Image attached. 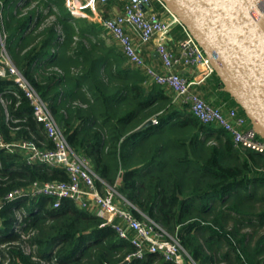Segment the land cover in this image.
<instances>
[{
    "label": "trees",
    "instance_id": "16d2710c",
    "mask_svg": "<svg viewBox=\"0 0 264 264\" xmlns=\"http://www.w3.org/2000/svg\"><path fill=\"white\" fill-rule=\"evenodd\" d=\"M104 32L100 22L74 16L66 0H0V67L7 53L49 102L73 149L199 264H264V156L200 121ZM222 87L214 72L198 89L211 105L248 118ZM25 140L54 148L24 89L0 75V144ZM69 179L64 168L31 164L24 152L0 146V264H124L133 244L74 200L5 202L35 181ZM127 264L175 263L148 253Z\"/></svg>",
    "mask_w": 264,
    "mask_h": 264
},
{
    "label": "built area",
    "instance_id": "2783aa9c",
    "mask_svg": "<svg viewBox=\"0 0 264 264\" xmlns=\"http://www.w3.org/2000/svg\"><path fill=\"white\" fill-rule=\"evenodd\" d=\"M109 0H66L74 16L92 18L102 24L107 33L120 45L129 61L144 67L148 75L157 83L167 86L174 93V100L190 105L193 114L204 124H216L230 133L235 144L256 151L264 156V138L256 128L248 126L249 119L239 115L236 108L224 110L207 102L196 88L207 76L215 72L211 58L196 38L187 30L180 18L172 12L164 0H122V11L114 17L105 15V9L98 3ZM159 3L163 7L161 15L154 7ZM146 7V9L144 8ZM180 24L185 31V38L180 42V55L170 48L168 41L172 26ZM139 42L136 41V37ZM155 42L163 69L159 70L146 62L141 54V46ZM5 67L0 68V75L10 74L21 86L29 98L36 119L41 122L54 148H42L31 141L1 143L25 153L29 163H43L52 167H61L68 171V181H35L30 187L13 190L5 197V202H13L26 197L40 195L54 199V206L60 207L65 199L74 200L80 207L86 208L104 219L101 227L110 225L134 246L128 255L132 258H144L148 253L162 254L175 264H199L184 247L179 238L167 231L161 224L142 213L139 208L122 195L116 186L109 185L92 168L90 160L78 154L71 146L63 129L56 120L49 102H47L13 64L7 53H3ZM201 65L206 75L200 79H188L176 70L180 64ZM158 123V119H153ZM104 184L103 193L97 181ZM4 205L0 201V210ZM134 210L142 213L143 218L135 215Z\"/></svg>",
    "mask_w": 264,
    "mask_h": 264
},
{
    "label": "water",
    "instance_id": "95a60500",
    "mask_svg": "<svg viewBox=\"0 0 264 264\" xmlns=\"http://www.w3.org/2000/svg\"><path fill=\"white\" fill-rule=\"evenodd\" d=\"M164 1L264 138V0ZM153 123L150 119L141 128Z\"/></svg>",
    "mask_w": 264,
    "mask_h": 264
},
{
    "label": "crops",
    "instance_id": "0c3cea01",
    "mask_svg": "<svg viewBox=\"0 0 264 264\" xmlns=\"http://www.w3.org/2000/svg\"><path fill=\"white\" fill-rule=\"evenodd\" d=\"M110 4L111 5H109L106 9L104 8L105 9V15L109 16V17L110 16L114 17L115 15H117L118 13H120L122 11L124 2L122 0H112ZM156 4L154 5L155 9L157 11H159L162 16L168 17L165 13H163V11H162V9H160V7L156 6ZM185 36H186V34H185V31H184V28L182 25L175 24L172 26L171 33H170V39L168 41V44H169L170 48H172L178 55H180V51H181L180 42L182 39L185 38ZM135 37H136V41L139 42V39L137 38V36H135ZM140 48H141V54L143 55L146 62H148L149 64H151L152 66H154L155 68H157L159 70L163 69L162 60H161L158 52L156 51L155 42H150L149 44L142 45ZM176 70L179 73H181L182 75H184L185 77H187L188 79H200L201 77L206 75V71L201 65H186V64L182 63L176 67ZM208 77H210V76H207L200 84H198L196 86V88L198 89V87L200 85H203L206 82ZM221 82L223 84L222 89L229 92L226 88V85L222 81V79H221ZM236 102L238 103L237 100H236ZM226 110H229V108ZM249 125L252 126L251 121H249L248 126Z\"/></svg>",
    "mask_w": 264,
    "mask_h": 264
},
{
    "label": "rangeland",
    "instance_id": "374dc122",
    "mask_svg": "<svg viewBox=\"0 0 264 264\" xmlns=\"http://www.w3.org/2000/svg\"><path fill=\"white\" fill-rule=\"evenodd\" d=\"M104 37H105L106 41H107L109 44L115 42V39H114L109 33H107V32H104ZM0 68H3V66L0 67ZM0 261H1V259H0ZM50 264H51V263H50Z\"/></svg>",
    "mask_w": 264,
    "mask_h": 264
},
{
    "label": "bare ground",
    "instance_id": "6f19581e",
    "mask_svg": "<svg viewBox=\"0 0 264 264\" xmlns=\"http://www.w3.org/2000/svg\"><path fill=\"white\" fill-rule=\"evenodd\" d=\"M196 117V116H195Z\"/></svg>",
    "mask_w": 264,
    "mask_h": 264
}]
</instances>
